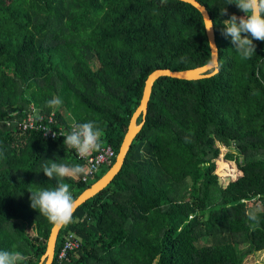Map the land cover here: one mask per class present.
<instances>
[{
	"label": "trees",
	"instance_id": "1",
	"mask_svg": "<svg viewBox=\"0 0 264 264\" xmlns=\"http://www.w3.org/2000/svg\"><path fill=\"white\" fill-rule=\"evenodd\" d=\"M198 1L214 21L219 71L158 80L120 173L64 226L54 264H242L264 250V41L242 58L223 20L245 13ZM210 60L201 13L179 0H0V250L40 264L54 225L30 191L56 186L48 160L84 165L64 138L24 133L14 119L33 106L62 124L92 121L118 154L149 75ZM220 145L239 171L227 183ZM116 161L89 183L64 182L77 199ZM69 237L80 246L60 260Z\"/></svg>",
	"mask_w": 264,
	"mask_h": 264
},
{
	"label": "clouds",
	"instance_id": "2",
	"mask_svg": "<svg viewBox=\"0 0 264 264\" xmlns=\"http://www.w3.org/2000/svg\"><path fill=\"white\" fill-rule=\"evenodd\" d=\"M227 4H235L245 15L231 14L223 20V35L230 37L237 53L244 59L256 53L254 40L264 41V0H229ZM221 16L228 15L226 7L221 9ZM207 29L213 27V22L207 19ZM59 98L47 101L49 107L59 105ZM65 137L66 149H73L81 158H88L94 152L101 151L102 132L94 122H84L74 125L69 133L61 134ZM44 174L50 179H56L53 188H41L31 192L30 202L33 209H38L50 224L54 226L66 225L71 222L79 201L74 197L69 183L64 180L79 179L85 175V168L79 164L67 165L48 160L43 166ZM259 208L247 210L250 221L258 222ZM23 257L16 251L0 250V264H22Z\"/></svg>",
	"mask_w": 264,
	"mask_h": 264
},
{
	"label": "water",
	"instance_id": "3",
	"mask_svg": "<svg viewBox=\"0 0 264 264\" xmlns=\"http://www.w3.org/2000/svg\"><path fill=\"white\" fill-rule=\"evenodd\" d=\"M179 1L192 5L201 13L204 20L205 30L211 49V60L195 68L183 69L182 71L160 69L149 75L147 80H145L143 94L139 107L136 108V110L134 111V113L132 114L129 120L127 131L123 137L121 147L117 154V161L112 166V168H110V170L99 179L98 182L93 184L90 188L86 189L77 198V200L79 201L77 209L85 202H87L89 199L93 198L102 190H104L108 185H110L114 181L117 174L120 173L125 158L127 156V153L128 151H130L132 147V143L134 142L137 135L141 132V129L144 125V118L147 113L148 101L151 100L154 85L158 82V80H160L163 77H169L174 79L201 78V77L213 75L219 71V46L216 40L214 21L212 20L210 12L208 11L207 7L201 4L198 0H179ZM207 19L213 22V27L211 29L206 28L208 24ZM139 116H142V121L140 123L137 122ZM64 226L65 225L54 226L51 237H49L48 240L47 251L45 255L42 257L40 264H54L57 254L59 237Z\"/></svg>",
	"mask_w": 264,
	"mask_h": 264
},
{
	"label": "built area",
	"instance_id": "4",
	"mask_svg": "<svg viewBox=\"0 0 264 264\" xmlns=\"http://www.w3.org/2000/svg\"><path fill=\"white\" fill-rule=\"evenodd\" d=\"M14 121L21 127L22 132H38L43 138L52 140L60 138L65 139L61 134L69 133L72 127L77 124L76 122H68L67 125L62 124L54 112L48 115H42L33 108V106L29 107L28 114L22 120L16 118ZM7 122L8 125H10L12 121L8 120ZM102 145L101 151L92 153L91 156L86 159L79 157L75 150L71 149L79 159L84 161V182L86 183H89L102 168L110 165L117 157V152L111 144ZM79 246L80 241L73 237H69L59 254V259H67L69 253Z\"/></svg>",
	"mask_w": 264,
	"mask_h": 264
},
{
	"label": "rangeland",
	"instance_id": "5",
	"mask_svg": "<svg viewBox=\"0 0 264 264\" xmlns=\"http://www.w3.org/2000/svg\"><path fill=\"white\" fill-rule=\"evenodd\" d=\"M222 148V154L220 159L217 161L216 173L222 179V182L227 183L232 178H237L239 176V171L235 161H227L225 159V154L227 152V147L220 145ZM103 169L99 171V174L103 173ZM31 225V223L29 224ZM31 229L32 226H29ZM242 264H264V250L261 252H255L248 256Z\"/></svg>",
	"mask_w": 264,
	"mask_h": 264
}]
</instances>
